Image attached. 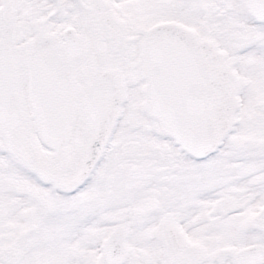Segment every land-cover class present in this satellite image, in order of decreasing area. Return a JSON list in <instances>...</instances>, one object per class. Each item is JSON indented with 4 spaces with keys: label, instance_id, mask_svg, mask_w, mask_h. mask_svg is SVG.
Listing matches in <instances>:
<instances>
[{
    "label": "snow or ice",
    "instance_id": "obj_1",
    "mask_svg": "<svg viewBox=\"0 0 264 264\" xmlns=\"http://www.w3.org/2000/svg\"><path fill=\"white\" fill-rule=\"evenodd\" d=\"M0 264H264V0H0Z\"/></svg>",
    "mask_w": 264,
    "mask_h": 264
}]
</instances>
